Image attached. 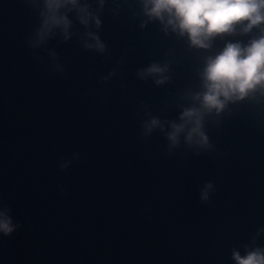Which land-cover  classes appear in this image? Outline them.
<instances>
[{"label": "water", "instance_id": "obj_1", "mask_svg": "<svg viewBox=\"0 0 264 264\" xmlns=\"http://www.w3.org/2000/svg\"><path fill=\"white\" fill-rule=\"evenodd\" d=\"M103 19L112 62L52 40L68 69L61 78L25 46L30 11L0 0V198L21 224L0 237V264H233L229 249L264 226V126L242 108L211 129L217 154L199 157H164L158 134L139 144V101L159 114L166 94L188 81L191 61L176 67L172 85L142 83L135 69L176 45L153 25ZM125 53L119 78L98 84ZM72 153L79 159L61 171L59 157ZM209 180L211 203L200 204Z\"/></svg>", "mask_w": 264, "mask_h": 264}, {"label": "clouds", "instance_id": "obj_2", "mask_svg": "<svg viewBox=\"0 0 264 264\" xmlns=\"http://www.w3.org/2000/svg\"><path fill=\"white\" fill-rule=\"evenodd\" d=\"M35 23L25 35V46L42 71L67 75V65L54 47L75 41L82 52L93 53L111 63L109 44L102 39L103 17L126 16L140 30L149 25L176 46L162 49L158 59L135 69V78L163 88L174 83L175 69L185 59L191 61L188 81L174 93H167L154 114L139 101L135 118L139 121L137 142H149L154 134L164 140L162 155L183 158L217 154L210 136L224 122L247 109L257 126H264V0H21ZM43 52L44 56L40 55ZM127 60L121 55L110 70L96 77L107 85L119 78ZM92 77L91 69L86 73ZM121 91L126 86L121 82ZM175 111L169 117V111ZM79 153L69 159L59 157L57 167L69 168ZM62 195L63 186H58ZM213 181L198 190V203L210 204ZM11 206L0 198V237H9L21 224L11 215ZM264 226L248 234L247 240L229 249L233 264H264Z\"/></svg>", "mask_w": 264, "mask_h": 264}]
</instances>
